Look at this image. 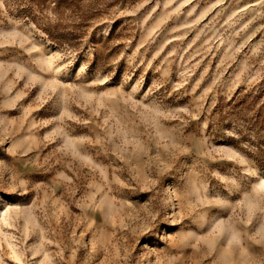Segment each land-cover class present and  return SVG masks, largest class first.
Returning a JSON list of instances; mask_svg holds the SVG:
<instances>
[{
	"label": "rangeland",
	"instance_id": "1",
	"mask_svg": "<svg viewBox=\"0 0 264 264\" xmlns=\"http://www.w3.org/2000/svg\"><path fill=\"white\" fill-rule=\"evenodd\" d=\"M0 264H264V0H0Z\"/></svg>",
	"mask_w": 264,
	"mask_h": 264
}]
</instances>
